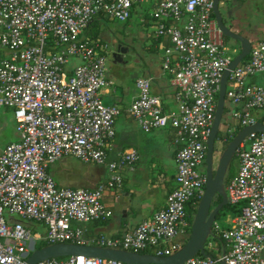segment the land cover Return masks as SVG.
Masks as SVG:
<instances>
[{"label":"built area","instance_id":"2783aa9c","mask_svg":"<svg viewBox=\"0 0 264 264\" xmlns=\"http://www.w3.org/2000/svg\"><path fill=\"white\" fill-rule=\"evenodd\" d=\"M213 6V0H0V48L6 51L0 57V110L13 111L18 136L0 153V264H25L39 241L138 253L152 248L160 257L182 247L190 228L187 205L200 201L205 190L207 141L221 79L239 53L226 46ZM137 9L160 21L156 38L167 37L179 54L174 70L169 59L163 63L173 71L177 112L163 111L151 93V79L144 77L136 80L138 94L128 108L146 132L174 130L175 187L165 206L133 230L87 238L75 224L111 216L103 204L104 185L59 187L49 167L64 157L107 165L108 184L120 185L116 172L137 160V152L129 150L107 163L121 108L101 100V90L110 84L106 57L98 44L82 39L98 15L123 23ZM73 59L77 63L68 70ZM225 104L242 129L264 125V40L252 44L247 60L229 71ZM236 155L237 173L224 188L228 204L241 205V211L222 232L217 255H196L182 264H264V132L248 134ZM12 216L44 232L10 221ZM207 248L216 249L212 241ZM37 264L126 263L72 256Z\"/></svg>","mask_w":264,"mask_h":264},{"label":"crops","instance_id":"0c3cea01","mask_svg":"<svg viewBox=\"0 0 264 264\" xmlns=\"http://www.w3.org/2000/svg\"><path fill=\"white\" fill-rule=\"evenodd\" d=\"M227 2L219 3V9L225 8ZM141 10L143 12L141 17L143 18L145 11ZM135 12L136 10L132 16ZM224 24L228 28L230 27L226 22ZM231 26L233 27L234 24L231 23ZM231 30H234V27ZM234 32L236 31L234 30ZM147 35L149 46L147 44L146 47L155 54L156 60L153 58L148 61L149 65L146 64L144 72L134 79L132 86L122 84L118 76L108 70L107 79L110 84L101 90V100L104 104L117 105L121 108V114L115 120V137L107 149V163L114 161L120 153L129 150H135L138 154L137 160L132 166H125L116 172L121 177L120 185L108 184L111 172L107 165H103L108 168L109 173L106 177H97L93 173H82V170L74 163V161L79 160L73 157L61 158L49 167V173L59 187L95 189L104 185L103 204L111 212V216L106 220L75 224L84 231L87 238L99 235L110 238L117 237L133 230L138 224L150 219L155 212L165 206L169 194L175 187L177 145L174 142V130L168 127L146 132L128 112L130 104L138 94L135 82L141 77L151 79V93L160 98L165 113L177 112L178 110L175 97L177 89L173 83V71L164 70L163 63L165 59H169L170 68L174 70L179 62V54L174 50L167 37L159 38L153 42L150 34L147 33ZM242 36L254 44L264 40V30L260 37L254 34H243ZM107 46V55H111L114 51L108 43ZM233 48L240 52L237 45H234ZM127 53L128 50L123 52L120 58ZM71 68L72 65H69L68 70ZM251 82L263 83L260 78H252ZM231 123L233 124L231 125L232 129L236 123L233 120ZM15 127L13 111L9 108L1 109L0 153L5 146L18 140ZM236 173L237 168L235 169ZM18 219L20 218L10 217V221H17ZM32 226L44 232L41 226L33 223Z\"/></svg>","mask_w":264,"mask_h":264},{"label":"water","instance_id":"95a60500","mask_svg":"<svg viewBox=\"0 0 264 264\" xmlns=\"http://www.w3.org/2000/svg\"><path fill=\"white\" fill-rule=\"evenodd\" d=\"M213 4V13L218 28L223 33L224 37L239 43L240 52L237 56H235L228 70L224 72L221 79L215 118L211 134L207 141V152L205 159V190L201 200L199 201L196 214L191 225L190 235L186 243L174 254L164 257L138 252L102 248L91 245L56 243L35 249L28 256L25 264H37L44 260L67 258L72 256L112 259L126 264H182L198 254H204V247L208 237L212 233V225L215 223L216 216L224 206L228 205L224 188V177L227 173L230 162L236 154L238 146L243 142L248 134L253 132H264V125L259 123L240 130L220 154L216 169L214 171V146L223 119L226 82L229 71L234 69L248 56L252 44L248 38L234 32L224 24L222 15L219 12V0H213ZM125 51L126 49L114 51L112 53V58H114V61H120V55ZM216 195L220 196L221 202L211 210L212 201Z\"/></svg>","mask_w":264,"mask_h":264},{"label":"rangeland","instance_id":"374dc122","mask_svg":"<svg viewBox=\"0 0 264 264\" xmlns=\"http://www.w3.org/2000/svg\"><path fill=\"white\" fill-rule=\"evenodd\" d=\"M219 12L225 17L228 26H231V23L234 24L233 27L237 33L262 36L264 30V0H228L226 7L220 8ZM142 13L141 9H137L128 22L105 21L102 26L103 33L101 37L108 43L112 51L128 50V53L120 58V62L114 61L110 54L106 55L107 72L109 70L112 74H116L121 83L127 86H132L134 79L144 72L148 61L153 58H155L153 60H156L155 54L146 47L147 44L149 46L147 33L153 31L155 25L149 23L150 16L148 14L147 23L149 24L145 25L141 17ZM145 13H148L147 10ZM225 44L230 50L233 49L234 45H238L236 41L231 39ZM76 63L77 61L73 59L70 65L73 66ZM155 64L154 67H156ZM224 118L227 119L230 125H233L230 110ZM74 163L84 174L93 173L97 177H106L109 173L108 168L103 165L83 164L79 161H74ZM237 166V159H233L231 167L234 171ZM235 216V212L226 210L222 216L216 218L215 224L220 229H227Z\"/></svg>","mask_w":264,"mask_h":264},{"label":"trees","instance_id":"16d2710c","mask_svg":"<svg viewBox=\"0 0 264 264\" xmlns=\"http://www.w3.org/2000/svg\"><path fill=\"white\" fill-rule=\"evenodd\" d=\"M132 17V15L129 17V19L126 21L128 22L130 20V18ZM147 14L145 13L144 17H143V22L145 25H148L149 23L154 24V25H158L160 23L159 20L155 19V18H151L150 17V22L147 23ZM105 21H116L113 20L111 18H108L106 15L100 14L98 15L95 19L92 20V22L87 26V28L85 29V31L82 34V39L86 42H90L92 44L96 43L98 44V51L100 55H103L106 57L107 53H108V46L107 43L102 39L101 35L103 33V29L102 26L104 24ZM150 34V38L151 40L154 42V40H157L159 38H156L155 34H154V30L149 32ZM228 40H230L227 37H224V42H227ZM237 46L240 50V45L237 42ZM6 51L0 48V57L5 55ZM248 57H246L244 60H242L241 62H244L245 60H247ZM228 110H230L231 113V108L230 106H228V104H225L224 107V112H223V119L221 122V126H220V130L218 132L216 141H215V146H214V156L215 159L218 157H220V154L222 153V151L224 150V148L226 147V145L232 140L233 137H235L237 135V133L242 130V127L239 125H235L232 127L231 129V125L230 123H228L227 119H225V114L228 113ZM231 130V131H230ZM233 159H237V155L235 154ZM232 159V160H233ZM232 160L230 162V165L228 167L227 173L224 177V184H227V182L235 176V171L234 169L231 167L232 165ZM221 202V198L220 196L216 195L212 201V206H211V210L214 209L219 203ZM199 204V200L195 202V204L189 203L187 205V212H188V222L190 223V228L188 230V234L187 236L183 239V244L182 246L186 243V241L189 238L190 235V230H191V225L192 222L194 220L195 214H196V210ZM226 210H232L233 212H235V214L237 215L238 213H240L241 211V205L239 204H228L226 206H224L217 214L216 218L222 216L224 214V212ZM216 220V219H215ZM17 221H20L22 223H24L25 226L28 227H33L32 226V222L27 221V220H20L18 219ZM226 229H221L220 232L216 231L215 229V225L213 223L212 225V233L211 235L208 237V240L206 242V245L204 247V255H217L218 251L220 250V248L223 245V240H222V232L225 231ZM121 236V235H120ZM209 241H212L215 244V250H208L207 248V244ZM48 245L47 243L43 242V241H39L36 244V249L44 247ZM140 253L143 254H151L153 255L155 253L154 249L152 248H147L145 250L140 251ZM201 254H198V256ZM203 255V254H202ZM68 258V257H67ZM66 258H58V260H64Z\"/></svg>","mask_w":264,"mask_h":264},{"label":"flooded vegetation","instance_id":"af4514ba","mask_svg":"<svg viewBox=\"0 0 264 264\" xmlns=\"http://www.w3.org/2000/svg\"><path fill=\"white\" fill-rule=\"evenodd\" d=\"M223 22H226V20H225V17H224V16H223ZM229 28L231 29L232 27L230 26ZM111 56H112V54H111ZM218 159H219V158H218ZM218 159H217V160L215 159V161H216L215 163H216V164H214V171H215V169H216V166H217Z\"/></svg>","mask_w":264,"mask_h":264}]
</instances>
